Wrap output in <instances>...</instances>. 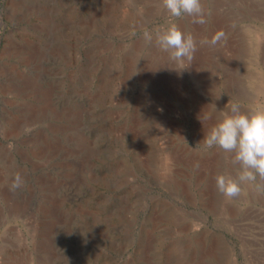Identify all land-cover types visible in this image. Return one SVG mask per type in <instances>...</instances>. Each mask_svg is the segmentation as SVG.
Wrapping results in <instances>:
<instances>
[{
	"label": "rangeland",
	"instance_id": "374dc122",
	"mask_svg": "<svg viewBox=\"0 0 264 264\" xmlns=\"http://www.w3.org/2000/svg\"><path fill=\"white\" fill-rule=\"evenodd\" d=\"M200 2L0 0V264H264V177L225 196L239 165L202 141L264 108V0Z\"/></svg>",
	"mask_w": 264,
	"mask_h": 264
},
{
	"label": "clouds",
	"instance_id": "9594fccd",
	"mask_svg": "<svg viewBox=\"0 0 264 264\" xmlns=\"http://www.w3.org/2000/svg\"><path fill=\"white\" fill-rule=\"evenodd\" d=\"M163 6L172 16L183 14L194 16V22L205 23L200 0H162ZM217 33L210 41L202 43L216 44L222 36ZM145 39L153 40V35L144 33ZM156 45L169 53L177 64L192 59L195 43L190 35L182 32L176 25L155 34ZM186 69V68H185ZM205 114L203 119H208ZM198 119L202 122L200 115ZM208 148L218 147L233 153L232 163L239 165L236 178L224 174L216 177L218 190L225 196L232 197L240 192V183L254 179V173L264 177V108H253L242 112L238 104H232L228 112H221L217 122L208 129L202 139ZM23 184V178L16 174L10 185L15 190Z\"/></svg>",
	"mask_w": 264,
	"mask_h": 264
},
{
	"label": "bare ground",
	"instance_id": "6f19581e",
	"mask_svg": "<svg viewBox=\"0 0 264 264\" xmlns=\"http://www.w3.org/2000/svg\"><path fill=\"white\" fill-rule=\"evenodd\" d=\"M193 56V55H192ZM194 61V60H193ZM28 83V82H27ZM43 96L47 99L45 102H44V104H43V107H45V106H47V105H49V104H47L46 105V103L48 102V92L46 91V89L44 90V92H43ZM43 100V99H42ZM42 110H43V108H42ZM74 111V110H73ZM134 130V129H133Z\"/></svg>",
	"mask_w": 264,
	"mask_h": 264
}]
</instances>
